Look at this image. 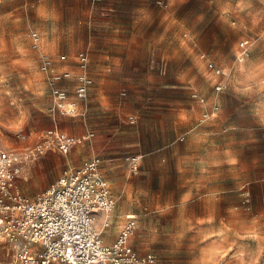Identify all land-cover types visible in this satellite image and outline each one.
Listing matches in <instances>:
<instances>
[{
    "label": "rangeland",
    "instance_id": "374dc122",
    "mask_svg": "<svg viewBox=\"0 0 264 264\" xmlns=\"http://www.w3.org/2000/svg\"><path fill=\"white\" fill-rule=\"evenodd\" d=\"M90 1L0 0V149L22 151L55 123L71 135V129L94 134L70 154L54 152L46 162L45 153L26 164L20 194L33 198L48 188H31L60 176L73 158L98 156L116 201L113 216L137 218L138 254L151 253L154 264H264V0H127L125 17L113 18L124 28L117 33L124 43L107 59L106 50L87 47ZM143 37L154 40L150 49ZM80 53L90 58L93 85L113 90L117 121L95 119L86 127L81 116L54 121L49 113L41 55L61 71ZM104 60L113 61L109 71L121 68L126 76H102ZM172 82L175 88L166 87ZM176 98L181 131L164 146L169 139L161 135L172 125L167 102ZM213 107L214 117L202 122ZM132 156H140L135 174L128 171Z\"/></svg>",
    "mask_w": 264,
    "mask_h": 264
},
{
    "label": "built area",
    "instance_id": "2783aa9c",
    "mask_svg": "<svg viewBox=\"0 0 264 264\" xmlns=\"http://www.w3.org/2000/svg\"><path fill=\"white\" fill-rule=\"evenodd\" d=\"M102 2L91 0L93 6ZM157 3L161 4V1ZM31 38L34 47L39 48V35L32 32ZM239 46L240 54L247 56L249 52L244 42ZM65 59L66 56L59 58ZM75 62L77 73L74 74L68 69L56 70L48 55L40 57L39 71L46 77L52 117L81 116L77 103L88 99L93 81L89 74L88 54H78ZM208 67L220 75L221 71L213 63ZM165 69L161 67L163 73ZM72 79L75 85L70 92L61 82ZM222 89L221 83L215 84L217 92ZM192 97L201 104L205 102L196 93ZM215 110L217 107L203 112L201 121L214 117ZM93 137L92 132L76 136L54 126L22 151L0 149V243L10 252V264L155 263L154 255H140L133 247L132 239L137 230V218L133 214L125 215L113 241H106L104 233L113 227L116 201L101 171L99 157L77 167H68L50 188L33 198L20 194L17 189V180L26 164L47 152L65 156ZM139 159L140 156L128 157L129 173L137 172Z\"/></svg>",
    "mask_w": 264,
    "mask_h": 264
},
{
    "label": "crops",
    "instance_id": "0c3cea01",
    "mask_svg": "<svg viewBox=\"0 0 264 264\" xmlns=\"http://www.w3.org/2000/svg\"><path fill=\"white\" fill-rule=\"evenodd\" d=\"M125 1H127V0H112L111 2L108 0H104L101 4H99L96 7H93V5L90 1V5H91L90 8L91 9L87 10L85 12L84 32H86V34L89 35L87 47L88 48H101L103 50H106L103 58L107 59L109 57L108 54H109L110 49H114L118 45H122L121 43H124V42H122L123 40H121V39L119 40L117 37V33H122V35H123L124 28L122 26L114 25L115 21L113 20V18L122 19L125 17V15H124L125 9L122 7L125 5ZM121 22L123 23V21H121ZM141 39H143L144 42H149L148 46H147L148 49H150L152 47V43H154V40L152 41V39L149 40V38H144V37ZM125 46H126V44H125ZM133 47H134L133 41H130L128 48H133ZM143 47L145 48V46H143ZM130 61H132V64H133L132 58L130 59ZM109 63L113 64V61H111V62H109V60L103 61V64H105L106 67H104V69L102 70V76H126L125 72L123 70H121V68H115V67L112 68L111 67V70L109 71ZM165 64H166L165 62H161V65H165ZM67 68L70 69L71 71H77L75 63L66 64L63 67V69H67ZM135 71H137V70H135ZM89 74H90V65H89ZM161 74L165 75L164 73H161ZM90 76H91V74H90ZM64 85H65V87H67L69 89L70 92H72L74 85H75V82L72 79V80L66 82ZM175 86H176V84L174 82H172L170 85H168L166 87L175 88ZM112 93H113V90H111L109 87L107 88V86H102L100 82L94 83V85L92 84V86L89 90L88 99L84 102H78L77 103L78 109L81 113V117H83V121L86 122V127L88 124L89 125L92 124L93 120H95V119L99 120V121H104L105 119L117 121L118 116H113V114L116 112L115 111L111 112V110L114 109L113 108V102L111 101ZM105 98H107V99H105ZM71 99H73L72 96H71ZM167 105L169 106L166 108L167 115L171 116L170 122L172 123V125L170 128L169 127L166 128V133H163L161 135V137H165V138L169 139L163 143L164 146H168V145L175 143V139L178 138L180 135L181 124H182L180 99L179 98L172 99L171 102H169V101L167 102ZM55 117H52L53 120L55 119ZM57 117H59V116H57ZM54 126L57 127L58 125L55 123ZM71 131L73 133H75V135H77V136H80L82 134L84 135V134L88 133V132L83 133V129H78V130L77 129H71ZM63 132H66V131H63ZM66 133H68V132H66ZM68 134H70V133H68ZM72 135H74V134H72ZM71 151H70V153H71ZM79 151L80 150H76L73 155H75ZM45 155H46V157L44 160H46V162H47V161L53 159L55 153L49 152V153H46ZM72 160H73L72 163H74L75 165H68L66 167V169L68 167H77V166L83 164V161H84L82 158H77V159L73 158ZM25 167H24V169H25ZM38 167L39 166H37V164H35V165L31 166L30 169L32 170V169H35ZM101 168H102V165H101ZM24 169H23V171H24ZM23 171H22V173H23ZM21 176H22V174H21ZM60 176L56 175L55 177L43 178L41 180V182L37 185L36 188L35 187L31 188V191L37 192V191L49 188L50 186H52L54 184V182H56L58 180V178H60ZM19 178H18V180H19ZM18 180H17V189L19 191ZM127 214H125V215H127ZM125 215H123V218L125 217ZM116 219L117 218L114 217L113 227L111 229H109L108 231H105V233H104V235L107 237L106 238L107 242L113 241V239L115 238V236L117 235V233L119 231V228L124 223V219L121 222L117 221ZM97 226L99 227L100 224L98 223ZM8 257L10 258V252H9L7 246L0 243V264ZM10 259H9V261H11Z\"/></svg>",
    "mask_w": 264,
    "mask_h": 264
}]
</instances>
